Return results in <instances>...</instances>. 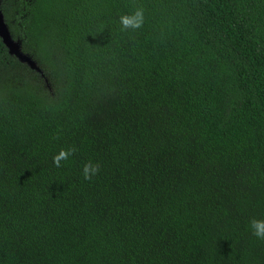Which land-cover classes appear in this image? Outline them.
I'll use <instances>...</instances> for the list:
<instances>
[{
    "label": "trees",
    "instance_id": "obj_1",
    "mask_svg": "<svg viewBox=\"0 0 264 264\" xmlns=\"http://www.w3.org/2000/svg\"><path fill=\"white\" fill-rule=\"evenodd\" d=\"M1 8L0 264H264V0Z\"/></svg>",
    "mask_w": 264,
    "mask_h": 264
},
{
    "label": "clouds",
    "instance_id": "obj_2",
    "mask_svg": "<svg viewBox=\"0 0 264 264\" xmlns=\"http://www.w3.org/2000/svg\"><path fill=\"white\" fill-rule=\"evenodd\" d=\"M122 31L138 30L144 24V9L137 7L130 14L121 15L119 18ZM78 149L75 146L67 149H61L57 155L53 157V163L56 167H61L62 161H67L70 157L74 156ZM100 164L94 163L89 160L84 163L82 168L83 177L85 180L91 181L100 172ZM249 228L252 234L261 240H264V219L253 218L249 221Z\"/></svg>",
    "mask_w": 264,
    "mask_h": 264
},
{
    "label": "water",
    "instance_id": "obj_3",
    "mask_svg": "<svg viewBox=\"0 0 264 264\" xmlns=\"http://www.w3.org/2000/svg\"><path fill=\"white\" fill-rule=\"evenodd\" d=\"M1 7L2 0H0V40L2 44L7 48L10 56L17 58L21 63L28 65L32 70L43 75L37 63L22 51L21 42L13 38Z\"/></svg>",
    "mask_w": 264,
    "mask_h": 264
}]
</instances>
